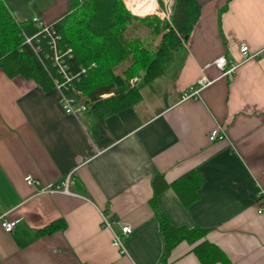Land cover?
I'll list each match as a JSON object with an SVG mask.
<instances>
[{
    "label": "crops",
    "instance_id": "0c3cea01",
    "mask_svg": "<svg viewBox=\"0 0 264 264\" xmlns=\"http://www.w3.org/2000/svg\"><path fill=\"white\" fill-rule=\"evenodd\" d=\"M197 1L199 17L173 52L182 57L169 93L146 86L140 102L103 121L66 113L55 87L0 68V215L19 220L12 232L0 222V264H160L159 215L206 230L226 258L214 264H264V0ZM64 2L47 14L52 23ZM243 43L254 56L244 59ZM220 56L240 63L233 80L203 70ZM202 76L212 83L182 100ZM216 129L223 137L211 141ZM190 173L196 197L185 202L173 183ZM27 175L57 190L37 192ZM104 213L116 217L117 233L131 227L126 252L113 245ZM52 223L64 226L47 232ZM194 247L177 243L167 264H203Z\"/></svg>",
    "mask_w": 264,
    "mask_h": 264
},
{
    "label": "trees",
    "instance_id": "16d2710c",
    "mask_svg": "<svg viewBox=\"0 0 264 264\" xmlns=\"http://www.w3.org/2000/svg\"><path fill=\"white\" fill-rule=\"evenodd\" d=\"M127 7L131 10L128 0H70L69 10L53 24L54 36H59L58 48L72 49L69 72L89 68L85 76L73 80V85L81 91L84 111L95 123L140 102L142 89L164 73L174 58L173 52L189 38L200 14L197 0H175L171 21L158 15L139 17ZM134 21L145 23L153 40L160 38L158 44H147L129 35L128 27ZM23 30L33 36L39 29L31 19L17 21L6 0H0V68L11 78L35 81L44 91L52 89L61 74L53 64L49 39L39 37L41 50L36 53L25 44ZM134 78L138 80L133 82ZM173 186L185 202L196 197L197 179L193 173L176 180ZM159 219L164 241L160 264H167L170 250L184 240L195 245L194 252L203 264L226 262L220 249L205 239L206 230L172 226L163 215ZM60 226L64 224L52 223L46 231Z\"/></svg>",
    "mask_w": 264,
    "mask_h": 264
},
{
    "label": "built area",
    "instance_id": "2783aa9c",
    "mask_svg": "<svg viewBox=\"0 0 264 264\" xmlns=\"http://www.w3.org/2000/svg\"><path fill=\"white\" fill-rule=\"evenodd\" d=\"M172 3H174V1H172L170 5L166 7V11H165L164 18L168 21L171 20L172 6H173ZM31 21L33 25L38 27L39 30L33 36L27 35V33L23 30L22 36L24 38V42L25 44L30 45L36 53H39V51L41 50L40 45H38V42H40L39 37H41L42 39L43 38L49 39V44H51L50 47L52 46V50H53V56H52L53 64L57 66L58 72L61 74L60 75L61 78L56 79L54 87L58 90L60 94L59 99L64 111L68 114L77 115L78 113L84 111L86 107L85 104L80 101L79 96L81 95V91L76 90V88L73 85L74 84L73 80L76 77L85 76L89 68L81 67L79 73L71 74L69 72L70 68H69L68 58L72 57V51H71L72 49L68 48V50L66 51H61L58 48L57 39H59V36L57 35V39H56L52 31L54 23L50 25L44 23L39 15L32 17ZM34 40L37 42V44L35 43ZM240 51L244 55V59H248L254 56L253 54H250L249 47L247 44L243 43L240 47ZM239 65L240 63H238L237 61L228 59L226 56H220L217 59H215L212 63H208L207 65H205L203 70L205 68H208L209 66H215L216 68H218L223 72V75L233 80ZM137 80H138L137 78H134L133 82H136ZM210 83H212V81H210L206 76H202L197 81L196 85L190 87V89L187 92H184L181 95V99L188 100L191 98H197L199 96L200 91L204 87L208 86ZM69 90L70 92L68 93ZM222 137L223 135H221L220 131L216 129L213 132H211L209 139L211 141H214ZM25 182L31 187H34L37 190V192H53L57 190L51 187V185L43 187L40 190L39 181H36V179L31 175H27L25 177ZM66 187L67 185L62 189L64 192H67ZM258 198H259L258 213H262L264 211V188L259 190ZM0 222L6 232H12L13 229L16 227L17 223L19 222V220L18 219L8 220L6 218V214L3 213L0 215ZM102 223L104 227H107L112 231L113 245L119 247L122 250V252H126L124 246V238L131 234L132 232L131 227L128 225H123L121 227V232H120L121 234L117 233L116 230L114 229V225L117 223L116 217L110 213H104L102 215Z\"/></svg>",
    "mask_w": 264,
    "mask_h": 264
},
{
    "label": "rangeland",
    "instance_id": "374dc122",
    "mask_svg": "<svg viewBox=\"0 0 264 264\" xmlns=\"http://www.w3.org/2000/svg\"><path fill=\"white\" fill-rule=\"evenodd\" d=\"M65 1L66 3L69 4V0H65ZM172 1L175 0H151L148 4L150 12L147 13L146 15L139 14L140 16L139 15L137 16L146 17L152 15H158L159 17H161L162 20H166L164 18L166 7L169 6ZM6 2L9 5V8L11 9L13 15H15L16 19L20 21L28 20L33 16V14L40 12L41 13L40 15H43L41 19L43 18L46 19L45 22L48 25L52 24L51 20L48 19V15H53L55 10L60 11L62 6L65 4L64 0H6ZM172 5H174V3H172ZM134 6H137L138 8L141 7L142 0H138L137 3L134 4ZM68 10L69 7L67 8V10H64L63 12L66 13ZM130 26H131L130 27L131 30L129 31V33L131 36L139 37L143 39L147 44H151V45L152 43L155 45L158 44L159 42L158 38L156 40H153L150 34V28L145 23H142L141 21H134V23H132ZM180 57H182L181 53L179 54L177 59L174 58L171 61L172 63L171 66L168 65L165 71L166 75L164 74L161 75L159 78H157L153 83H151L145 88L144 92L148 93L153 91L155 93H159L160 91H162L169 93L171 79L174 72L176 71L178 63L181 61ZM162 87H165V89H161Z\"/></svg>",
    "mask_w": 264,
    "mask_h": 264
},
{
    "label": "bare ground",
    "instance_id": "6f19581e",
    "mask_svg": "<svg viewBox=\"0 0 264 264\" xmlns=\"http://www.w3.org/2000/svg\"><path fill=\"white\" fill-rule=\"evenodd\" d=\"M138 0H128L129 2V5L131 6L132 9L135 10V12L139 15H146L147 13L150 12L149 10V7H148V4L151 0H142V6L141 7H137V6H134L135 3H137ZM139 15V16H140Z\"/></svg>",
    "mask_w": 264,
    "mask_h": 264
}]
</instances>
